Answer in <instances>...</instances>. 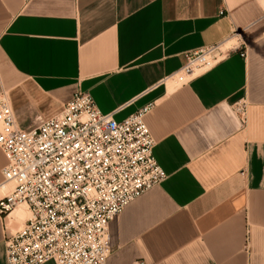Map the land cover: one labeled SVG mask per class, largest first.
Here are the masks:
<instances>
[{
	"label": "crops",
	"instance_id": "crops-1",
	"mask_svg": "<svg viewBox=\"0 0 264 264\" xmlns=\"http://www.w3.org/2000/svg\"><path fill=\"white\" fill-rule=\"evenodd\" d=\"M234 30L244 56L161 82ZM77 92L116 121L151 104L143 120L165 173L108 222L104 264H264V0H0V94L17 126ZM6 162L0 150V185ZM27 217L0 214V264Z\"/></svg>",
	"mask_w": 264,
	"mask_h": 264
},
{
	"label": "built area",
	"instance_id": "built-area-1",
	"mask_svg": "<svg viewBox=\"0 0 264 264\" xmlns=\"http://www.w3.org/2000/svg\"><path fill=\"white\" fill-rule=\"evenodd\" d=\"M246 46L247 38L234 30L228 41L187 53L161 82L185 84L230 50L240 49L244 56ZM151 106L116 121L113 112H100L87 93L77 92L60 112L22 130L8 96L0 94V150L7 160L0 214L28 210L22 228L5 237L6 264L105 263L108 222L165 177L143 120ZM235 110L243 113L244 103Z\"/></svg>",
	"mask_w": 264,
	"mask_h": 264
},
{
	"label": "rangeland",
	"instance_id": "rangeland-1",
	"mask_svg": "<svg viewBox=\"0 0 264 264\" xmlns=\"http://www.w3.org/2000/svg\"><path fill=\"white\" fill-rule=\"evenodd\" d=\"M20 208H22V207H20Z\"/></svg>",
	"mask_w": 264,
	"mask_h": 264
}]
</instances>
